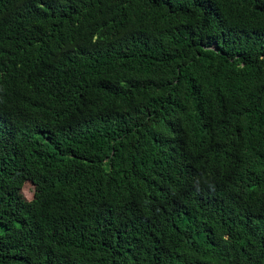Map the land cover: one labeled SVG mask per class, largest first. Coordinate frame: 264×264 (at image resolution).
<instances>
[{"label": "trees", "instance_id": "16d2710c", "mask_svg": "<svg viewBox=\"0 0 264 264\" xmlns=\"http://www.w3.org/2000/svg\"><path fill=\"white\" fill-rule=\"evenodd\" d=\"M0 264H264V0H0Z\"/></svg>", "mask_w": 264, "mask_h": 264}, {"label": "rangeland", "instance_id": "374dc122", "mask_svg": "<svg viewBox=\"0 0 264 264\" xmlns=\"http://www.w3.org/2000/svg\"><path fill=\"white\" fill-rule=\"evenodd\" d=\"M23 196L30 200L33 197V187L30 183H26L22 189Z\"/></svg>", "mask_w": 264, "mask_h": 264}]
</instances>
